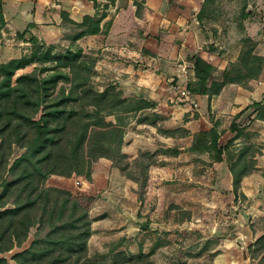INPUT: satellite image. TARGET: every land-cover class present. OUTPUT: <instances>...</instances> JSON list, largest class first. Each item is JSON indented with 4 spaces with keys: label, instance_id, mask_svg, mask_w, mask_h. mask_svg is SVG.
<instances>
[{
    "label": "rangeland",
    "instance_id": "374dc122",
    "mask_svg": "<svg viewBox=\"0 0 264 264\" xmlns=\"http://www.w3.org/2000/svg\"><path fill=\"white\" fill-rule=\"evenodd\" d=\"M199 3L200 24L205 26L201 28L209 32L205 35L211 42L188 52L187 46H178L183 49V59L176 63L169 58L157 60L156 55L141 58L134 50H149L143 41L129 46L133 53L108 44L103 34L109 25L97 29L93 23L98 14L93 15L92 22L67 20L63 28L36 33L5 26L1 30L0 65L13 59L32 60L10 76V86L32 71L42 76L62 72L49 90L51 96L59 95L62 89L68 93L76 83L84 82L94 92L105 91L116 103L114 113L102 111L95 116V107L80 99L66 102L68 109L82 115L91 113L85 121L96 129L90 133L94 139L99 134L100 115L114 123L118 118L123 132L121 155L99 157L82 174L58 171L43 182L47 188L68 191L87 203L91 231L86 256L92 264H264V168H252L258 141L252 131H246L241 138L246 144L233 152L231 160L235 158L238 163L234 172L241 175L234 193L231 176L227 181L222 169L212 165V151L211 155L195 157L187 148L190 128L199 130L196 138L202 132L199 128L209 126L204 130L209 131L214 127L218 132L224 124L212 120L210 105L206 112L209 117L195 122L194 95L198 92L191 90L189 100L180 93L186 84L194 88L198 82L194 56L212 65L206 80L208 102L225 84L252 88L259 80L264 81V0ZM154 21L161 26L160 16ZM159 36L161 43L155 47L161 57H166L172 45L161 30ZM68 51L80 52L79 67L61 65L57 56ZM181 60L186 63L183 76L177 75ZM5 76L0 68V80ZM248 109L252 110L250 115L264 113L254 106ZM250 115L242 120L244 127L250 125ZM23 151L14 145L9 161ZM191 158L203 164L198 167ZM244 178L246 197L241 186ZM40 207L38 204L32 214ZM37 230L38 224L32 225L23 243H13L0 257L7 264H18L15 254L29 247Z\"/></svg>",
    "mask_w": 264,
    "mask_h": 264
},
{
    "label": "trees",
    "instance_id": "16d2710c",
    "mask_svg": "<svg viewBox=\"0 0 264 264\" xmlns=\"http://www.w3.org/2000/svg\"><path fill=\"white\" fill-rule=\"evenodd\" d=\"M1 1L0 35L5 24ZM92 1L95 8H99L97 0ZM100 17L93 22L97 29ZM197 17L202 18L200 12ZM93 18L85 15L83 21L92 22ZM79 55L80 52L68 51L57 58L61 65L67 64L74 69L80 66ZM31 61L20 58L0 65L6 75L0 80V253L9 250L15 242L21 245L29 228L38 224L29 247L15 254L18 264H92L86 256L91 231L85 209L87 203L84 204L79 197H72L68 191L47 188L43 182L58 171L65 172L64 175L73 173L72 170L82 174L99 157L121 155L123 132L118 118L114 123L105 121L104 115H100L99 134L94 139L90 133L96 129L91 122L85 121L91 113L85 111L82 115L76 109H68L66 102L80 99L85 105L95 107V116L102 111L114 113L116 103L105 91L94 92L84 82L76 83L68 93L62 89L59 95L51 96L49 90L62 72L42 76L32 71L20 76L15 86H10V76ZM193 64L198 82L194 88L189 83V89L205 94L212 65L198 56H194ZM82 87L84 89L79 91ZM251 106L264 110V94L263 100L248 104L236 117ZM256 117L264 119V113L262 116L256 114ZM230 128L239 132L244 127H239L233 120ZM218 137L214 127L202 131L195 138L192 149H213L215 158L222 160L226 146L218 145ZM13 144L24 151L10 162ZM230 169L236 193L241 175H236L234 168ZM7 204L11 206L5 207ZM38 204H41L40 209L32 214ZM0 264L7 262L0 257Z\"/></svg>",
    "mask_w": 264,
    "mask_h": 264
},
{
    "label": "crops",
    "instance_id": "0c3cea01",
    "mask_svg": "<svg viewBox=\"0 0 264 264\" xmlns=\"http://www.w3.org/2000/svg\"><path fill=\"white\" fill-rule=\"evenodd\" d=\"M170 1L97 0V3H100V9L98 8L100 13L97 15L101 16L99 22L100 28L102 29L104 25H109L107 33L103 34L107 43L118 45L119 48L130 53L132 52V47L129 46H134L133 44L143 41V43L151 44V46L146 44L149 50H143L141 47L134 50L135 54H139L141 58L154 57L156 55L155 58L157 60H166L165 58L168 60L169 58L174 63H176L177 59H183L181 51L183 49H179L178 46H183L184 48L187 46L188 52V50L196 47L199 48L200 45L204 46L207 42L210 43L211 38L205 35L209 32L202 30L201 27L205 26L200 24L202 19L197 17L200 10L199 0H173L175 1L173 4ZM1 4L5 28H28L33 33H36L35 30L63 28V24L67 20L80 23L85 15L93 16L97 11L92 0H2ZM163 4L165 6H162ZM63 16H65L66 20ZM158 16H160L161 28L154 21ZM160 30L164 37H167L169 44L172 45V48L166 53V57L165 54H162L161 57V53L155 47V45L161 43L162 36H159ZM128 52H125V55H128ZM200 55L203 57L205 54L201 53ZM171 70L170 75L172 74L173 76V69ZM260 84L264 85L262 79L258 81V84H254L252 88H244L232 83L225 84L219 93L211 95L209 102L205 94L195 93L196 95H194L196 103L194 110L198 114L195 122L208 118L209 116L206 112L210 107L212 113L210 117H212V120L214 122L218 120V122L221 121L224 124L223 130L220 129L221 131H218L219 137L217 142L219 146L226 147L222 152V160L215 158L213 149H192V144L195 141L194 134L199 130L190 128V135L187 138V148H189V153L195 157H202L203 155L205 157V154L206 156L208 154L211 155L212 151V154H214L212 165L222 169L221 171L227 181L230 176L231 182L233 181V173L230 168H235L238 163H236L234 157L231 160V157L238 147L246 144L241 139L246 131H252L259 144L258 150L252 156L254 162L252 168H264V119L257 118L256 112L251 115L248 114L252 112L251 109H246L238 118L236 117V114L248 104L261 99L264 86ZM242 98L243 100H241ZM219 100L225 102L220 103ZM189 109L190 105L187 104V112ZM248 115H250L252 120L249 121V126L244 127L245 125L241 122ZM233 120L236 121L239 127L244 128L239 132L231 130L230 124ZM190 121L193 120L191 119ZM209 125L211 126V124ZM226 125L228 126L226 127ZM208 127L199 129L204 131ZM191 160L196 161V165L199 163L203 164L200 159L191 158ZM198 167L200 166L198 165ZM241 180V186L244 188L245 178ZM243 193L245 197L248 195L245 188Z\"/></svg>",
    "mask_w": 264,
    "mask_h": 264
},
{
    "label": "built area",
    "instance_id": "2783aa9c",
    "mask_svg": "<svg viewBox=\"0 0 264 264\" xmlns=\"http://www.w3.org/2000/svg\"><path fill=\"white\" fill-rule=\"evenodd\" d=\"M185 61L184 60H181V62L179 61L178 63V67H177V71H178V73H177V75H180V76H183V75H185V73H186V63H184ZM183 63V64H182ZM190 71V70H189ZM189 73H188V64H187V75H188ZM176 82L177 81H175L174 82V86H176L177 84H176ZM190 92H191V90L189 89V86H188V84H186V86L185 87H183V89L181 90V94L185 97V96H187V99L189 100V98H190Z\"/></svg>",
    "mask_w": 264,
    "mask_h": 264
}]
</instances>
